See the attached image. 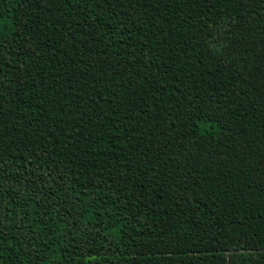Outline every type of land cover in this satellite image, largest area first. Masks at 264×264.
<instances>
[{"label": "trees", "instance_id": "16d2710c", "mask_svg": "<svg viewBox=\"0 0 264 264\" xmlns=\"http://www.w3.org/2000/svg\"><path fill=\"white\" fill-rule=\"evenodd\" d=\"M0 264H264V0H0Z\"/></svg>", "mask_w": 264, "mask_h": 264}]
</instances>
